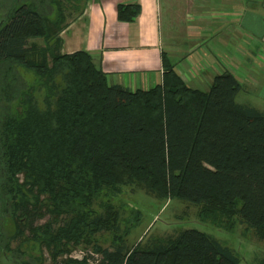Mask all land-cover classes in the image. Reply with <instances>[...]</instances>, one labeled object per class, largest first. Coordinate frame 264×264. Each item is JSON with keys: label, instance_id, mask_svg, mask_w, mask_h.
Masks as SVG:
<instances>
[{"label": "trees", "instance_id": "trees-1", "mask_svg": "<svg viewBox=\"0 0 264 264\" xmlns=\"http://www.w3.org/2000/svg\"><path fill=\"white\" fill-rule=\"evenodd\" d=\"M86 1L0 0V254L17 240L46 248L50 264H240L194 228L100 244V232L120 239L112 199L126 186L196 205L218 226L238 217L264 240V112L236 101L242 85L227 69L207 89L168 62L149 89L109 84L89 52L60 49ZM138 11L117 5L122 20ZM78 245L92 251L57 260Z\"/></svg>", "mask_w": 264, "mask_h": 264}, {"label": "crops", "instance_id": "crops-1", "mask_svg": "<svg viewBox=\"0 0 264 264\" xmlns=\"http://www.w3.org/2000/svg\"><path fill=\"white\" fill-rule=\"evenodd\" d=\"M118 4L139 11L122 20ZM60 35L61 52H89L109 84L149 89L168 62L187 84L204 89L230 70L242 85L236 99L257 89L264 101L261 0H87Z\"/></svg>", "mask_w": 264, "mask_h": 264}, {"label": "rangeland", "instance_id": "rangeland-1", "mask_svg": "<svg viewBox=\"0 0 264 264\" xmlns=\"http://www.w3.org/2000/svg\"><path fill=\"white\" fill-rule=\"evenodd\" d=\"M32 81V78H30ZM241 93L236 101L239 103L253 104L264 112V101L261 100L257 89H247ZM115 209L119 214L120 229L115 232L120 239H114L110 232H100L97 234L98 240L103 247H110L115 242H123L125 245L132 246L141 241L142 244L151 241L159 236L175 234L180 230L194 228L205 232L224 245L230 247L240 258V264H264V240H260L254 231L246 226L245 223L236 218V225L232 228L231 224L218 226L209 221H204L202 217H197L198 206L183 202L177 198L157 199L140 191L132 186H126L118 196L112 199ZM95 208L102 212L103 208L96 202ZM200 208V207H199ZM140 210L139 217L130 228L128 234L125 233L126 225L130 220L136 218L135 213ZM47 217L39 219L35 224L43 223ZM13 225L8 222L5 233L12 232ZM10 251L6 255L0 254V264H36V258H41V264H50L51 256L49 251L33 242L18 243L9 242ZM91 247L78 245L71 249L69 253L59 255L60 261L66 257H82ZM92 263V262H91Z\"/></svg>", "mask_w": 264, "mask_h": 264}, {"label": "built area", "instance_id": "built-area-1", "mask_svg": "<svg viewBox=\"0 0 264 264\" xmlns=\"http://www.w3.org/2000/svg\"><path fill=\"white\" fill-rule=\"evenodd\" d=\"M72 258H77V257H72ZM81 258V257H80Z\"/></svg>", "mask_w": 264, "mask_h": 264}]
</instances>
